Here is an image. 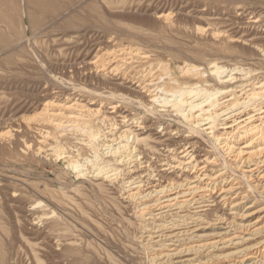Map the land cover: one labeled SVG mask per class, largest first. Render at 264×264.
I'll return each instance as SVG.
<instances>
[{
    "label": "rangeland",
    "instance_id": "obj_1",
    "mask_svg": "<svg viewBox=\"0 0 264 264\" xmlns=\"http://www.w3.org/2000/svg\"><path fill=\"white\" fill-rule=\"evenodd\" d=\"M42 1L55 8L0 0V264L238 259L225 256L236 246L161 262L159 255L188 242L152 239L171 231L180 214H160L162 196L147 194L202 173L240 188L243 193L224 211L212 206L202 214L208 239L225 227L215 222L218 214L264 210V200L251 189L257 175L247 181L248 168L226 150L251 140L231 136L224 118L211 119L215 109L241 100L247 112L260 116L253 126L264 130V0ZM214 66L224 67L230 82L212 76ZM157 87L162 98L180 97L150 110L149 93ZM192 100L203 103L192 111L194 117L213 123L209 142L189 132L191 119L185 115ZM210 101L217 102L210 106ZM122 132L135 137L132 163L103 154L117 146ZM186 149L205 161L183 169L175 160H183ZM98 168L109 176L99 175ZM255 190L260 194V187ZM203 194L209 200L210 194ZM243 197L240 209L232 211ZM229 217L224 222L234 225L260 216Z\"/></svg>",
    "mask_w": 264,
    "mask_h": 264
},
{
    "label": "bare ground",
    "instance_id": "obj_2",
    "mask_svg": "<svg viewBox=\"0 0 264 264\" xmlns=\"http://www.w3.org/2000/svg\"><path fill=\"white\" fill-rule=\"evenodd\" d=\"M31 1L37 7L43 8L44 10H52L53 8H55L54 3L51 4V2H40L41 0ZM1 7L3 8V5H1ZM31 18L33 23H37V14L32 15ZM89 34V31L85 32L80 37V42L83 43ZM184 69L186 71H192V69L190 68ZM224 69V67L219 66H214L210 69V74L214 77H217L222 84L230 82V79L227 76H223L224 74H226V70ZM196 71L200 70L196 69ZM153 86L154 85H149V89H151ZM263 93L264 91L261 92V95ZM162 94L165 93L163 90L159 89V87H157V89L153 92L150 90V108L148 107V109L151 110L156 106L170 105L174 103V101H177V99L180 97L176 94H173V99L167 100L161 97ZM216 102L217 101H210L209 105L212 106ZM245 105L246 102H242L240 100L232 108H228L226 110L215 109L212 113L211 119L215 117L219 119L224 118L223 125L226 126L225 130H227V132H231L229 133L232 134L231 136H239V140H251L238 150H235V148L233 147H227L226 150L236 153L235 156L241 158L242 160L241 164L248 168L247 172H244L250 174L249 176H245V179L247 181L250 182L252 176L257 175L258 180L256 183H253L251 185V189L258 198L264 200V174H262L261 172L263 170L262 165H264V130H262V128L260 129L258 126H253L254 120L256 118H259L260 116H258L259 114H256V112H247V107ZM187 106L189 107V110L185 117L187 119H191V125L189 129L191 136L200 137L203 138V142H205V140L209 142L215 133V131H213V123L208 122L204 124L202 123L203 120H201L198 116L194 117L192 113V111L196 108L202 109L203 103L196 104L195 100H192L187 103L186 107ZM250 126H252V128ZM88 133L89 136H92V138H97L93 132ZM131 134L132 132H122L119 139L120 142L117 144V146H109V150L103 154H110L113 158H115V160L117 159V161H120L118 159H121L123 157L122 160L125 163H132L130 161L131 157H134L136 154V146L134 145L135 137L133 135L131 136ZM184 152L186 154L183 156V160H179V157L175 160L177 161V163L183 166V169L189 168L190 166H194L195 169L197 163L205 161H201V158L199 156L194 157L192 150L189 151V149H186ZM77 163L72 164L73 168L76 169L80 166H78ZM171 164L174 166L175 170L179 169V166L174 165V163ZM98 169L99 175L104 174L109 176V171L104 170V168ZM200 170H198V172ZM218 178L219 176L214 177L212 175L202 173L201 175L195 176L193 178H186L185 180L174 181L165 186H159L152 192L149 191L147 197H152V194L154 193L162 196L161 199L158 200L161 211L160 214L171 213V211L180 214V216L178 217L179 220H177V223L174 225V228H172L171 231L167 229V231L163 233L166 235H157L154 238L152 237V239H154L155 241L157 240L156 242H159L163 240V237L170 241L184 237L188 242L184 244L181 249L177 248L171 250V253L159 255L158 259L161 262L170 260L172 258L185 257L192 253H210L214 250L238 246L236 248V251L231 254L228 253L225 255L239 256L238 259L229 264H264V210L245 213L242 216H239V214L235 213H222L221 215L218 214L215 222H217V224H223V226L225 225L224 228H221L220 233L217 234L215 238L208 239L210 235L205 234V232L202 231V229H207V227L203 226V224H209L207 221L203 222L202 219V214L205 215L209 207L216 206V209H220L221 207V209H223L221 211H224L226 206L230 204V201L237 199V194L243 193L241 192L240 188L237 189L234 186H231V188H227L228 183L224 179L218 182ZM210 179H212L213 185L210 186L207 184L203 186V183L209 182ZM256 187H260V194L255 190ZM219 192L221 193L219 195H216ZM203 193L210 194V197L208 198L209 200H207V196ZM234 194H236V196L232 198ZM213 195H216V197ZM244 198L246 197L241 198L237 203H233V206L230 209L232 211L235 209L239 210L241 205L243 204V201L245 200ZM211 201L212 204L209 206L208 203H211ZM229 215H232L233 219H241L242 217L256 215H259L260 217L253 223H250L252 220L248 222L235 220L234 225H228V223L224 222V220L226 219V217H229ZM228 220H231V218L229 217ZM194 238L197 239V241H193ZM203 238L205 240H202ZM256 239H258V241L255 244L246 246L248 242ZM172 245L173 244H171V246ZM183 262L189 261L186 259Z\"/></svg>",
    "mask_w": 264,
    "mask_h": 264
}]
</instances>
